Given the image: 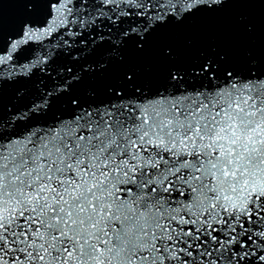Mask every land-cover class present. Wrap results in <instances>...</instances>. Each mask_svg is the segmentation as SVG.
<instances>
[{
    "label": "snow or ice",
    "instance_id": "snow-or-ice-1",
    "mask_svg": "<svg viewBox=\"0 0 264 264\" xmlns=\"http://www.w3.org/2000/svg\"><path fill=\"white\" fill-rule=\"evenodd\" d=\"M0 264H264V0H0Z\"/></svg>",
    "mask_w": 264,
    "mask_h": 264
}]
</instances>
